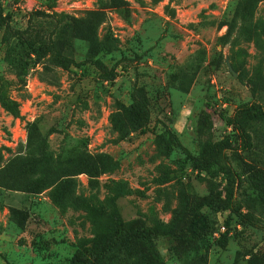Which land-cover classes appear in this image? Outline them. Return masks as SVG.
I'll return each instance as SVG.
<instances>
[{
    "label": "rangeland",
    "instance_id": "obj_1",
    "mask_svg": "<svg viewBox=\"0 0 264 264\" xmlns=\"http://www.w3.org/2000/svg\"><path fill=\"white\" fill-rule=\"evenodd\" d=\"M0 2L21 30L5 39L0 29V167L16 159L29 185H0V264H67L97 233L72 194L174 232L142 256L120 246L101 264H264V118L245 126V140L231 124L250 106L264 109V0ZM49 37L116 75L59 65L44 49ZM137 88L149 100L148 129L122 137L113 116ZM169 131L194 155L207 140H226L241 172L235 187L195 169ZM83 153L115 166L72 176L71 195L55 184L33 191L42 168L61 174ZM228 198L245 218L225 207ZM194 211L210 222L200 240L179 230Z\"/></svg>",
    "mask_w": 264,
    "mask_h": 264
},
{
    "label": "trees",
    "instance_id": "obj_2",
    "mask_svg": "<svg viewBox=\"0 0 264 264\" xmlns=\"http://www.w3.org/2000/svg\"><path fill=\"white\" fill-rule=\"evenodd\" d=\"M157 1V0H156ZM32 14L29 16L31 17ZM4 28V38L16 36L21 30L14 27L7 19L4 13L3 5L0 2V29ZM45 51L53 57V59L63 67L70 65H83L90 63L94 65L101 73L106 76L114 77L116 75L115 66L110 69L99 59L87 57L83 60L76 61L73 57L64 54L58 48L57 39L49 37L48 44L44 46ZM258 118H264V109L260 106H250L243 111L240 118H232L231 124L239 129L242 140L248 139L245 134V126L251 121ZM150 120L149 100L143 94L142 88H137L131 93V100L127 106H123L122 110L116 112L113 116V125L120 134L126 136L133 131L139 130L146 132ZM169 139L189 158L195 169L214 172V175L224 174L228 185L233 189L236 182L241 176V172H236L228 161L227 150L229 144L226 140H207L203 143L200 152L197 155L191 154L179 141L177 135L169 131ZM16 159L9 164L0 167V185L7 188L28 187L29 185L23 176L19 173L15 163ZM115 164L107 155L91 156L89 154H81L69 161V164L63 168L61 174L49 173L52 168L47 166L42 168L39 178L32 181L35 192H39L44 188L56 185L62 194L71 195L72 176L79 173H87L89 175H97L110 171ZM35 171L34 166L30 167V172ZM246 169L242 172L245 173ZM68 189V190H67ZM72 202L81 206L91 218L97 229V233L88 239L78 242L76 250L68 260L67 264H101L105 258L120 246H125L127 252L135 251L136 254L142 256L149 249L154 239L159 236L174 235V232L166 229L159 221L153 219L151 225L141 218L125 220L115 208L112 213H102L96 208L90 206L86 199L71 196ZM225 207L234 210L237 215L242 216L238 210H235L231 203V198L225 202ZM210 222L206 214L194 211L192 217L188 221H183L180 231L185 232L189 237L195 236L200 240L202 235L209 231ZM191 238V239H192ZM194 239V238H193Z\"/></svg>",
    "mask_w": 264,
    "mask_h": 264
},
{
    "label": "built area",
    "instance_id": "obj_3",
    "mask_svg": "<svg viewBox=\"0 0 264 264\" xmlns=\"http://www.w3.org/2000/svg\"><path fill=\"white\" fill-rule=\"evenodd\" d=\"M224 230H225V226L222 224V225H220V227L217 229V231L214 232V233L217 234V233H220L221 231H224Z\"/></svg>",
    "mask_w": 264,
    "mask_h": 264
}]
</instances>
